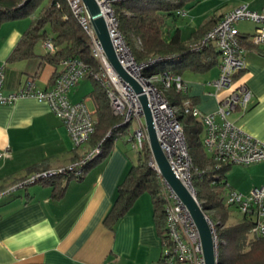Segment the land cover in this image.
Here are the masks:
<instances>
[{
  "label": "crops",
  "instance_id": "crops-1",
  "mask_svg": "<svg viewBox=\"0 0 264 264\" xmlns=\"http://www.w3.org/2000/svg\"><path fill=\"white\" fill-rule=\"evenodd\" d=\"M225 3L228 6L222 12L209 14L202 22L212 15L219 20L242 4L255 11L264 10V0ZM201 23L188 35L181 33V37H190ZM244 24L240 22L238 29L250 42L255 25L252 23L250 29ZM30 25V18L0 24V67H4L5 94L17 91L26 80H32L39 89L50 88L61 67L48 61L42 40L34 43L31 56L9 60ZM176 27L180 29L177 22ZM39 42L41 46L37 45ZM244 59L245 69L235 81L250 89L252 99L245 111L235 110L228 120L264 143V55L249 47ZM214 67L217 68L213 70ZM214 67L183 75L188 83L187 97L204 113L213 112L228 93L227 89L216 92L210 84L219 74V65ZM93 89L92 81L84 77L68 97L72 102L84 101L95 114ZM125 143L129 142L114 141L108 156L91 165L81 178H64L56 185L36 182L15 187L31 171L68 166L89 145L76 148L63 122L45 102L22 98L0 105V153L4 154L0 158V193L15 187L0 198V264H159L163 245L148 192L142 193L112 227L104 223L119 184L134 165ZM225 181L230 190L242 194L264 187V161L229 167Z\"/></svg>",
  "mask_w": 264,
  "mask_h": 264
},
{
  "label": "built area",
  "instance_id": "built-area-1",
  "mask_svg": "<svg viewBox=\"0 0 264 264\" xmlns=\"http://www.w3.org/2000/svg\"><path fill=\"white\" fill-rule=\"evenodd\" d=\"M65 1L72 16L89 39L91 55L98 63V70L92 76L106 90L113 114L121 117L119 127L129 128L132 122L136 123L128 139L131 148L143 151L146 146L149 147L144 107L140 98L144 95L160 148L176 178L200 207L201 203L193 185L196 168L189 153L179 115L188 114L201 121L204 127V149L217 167L223 164L248 165L264 161V143L243 132L228 120V116L235 110L245 111L252 99L250 89L245 84L235 81L236 76L245 69L246 51L240 41L241 33L238 24L247 21L255 25L250 41L258 52L264 55V10H252L247 4L237 6L225 13L201 42L194 45V49H199L208 43H213L217 47L220 52L219 74L210 84L216 92L228 90L227 95L219 101L213 112L204 113L189 98L179 105L169 101L167 91L170 89L187 94L188 83L182 76L169 71L145 74L150 64L138 62L135 59L119 30V21L113 6L123 0H96V2L107 26L116 58L126 73L140 86L142 91L139 93L112 68L83 1ZM179 13L185 16L187 12L180 10ZM44 47L47 52L52 53L55 50L50 39L44 41ZM154 61L150 63L153 64ZM60 65L50 88L39 89L32 80H26L17 91L7 94L3 92L5 75L4 67L1 66L0 105L13 104L22 98H34L38 102H45L53 114L63 122L77 148L88 144L95 131L94 113L84 101H70L68 93L80 79L91 72H89V66L79 58H66L60 62ZM119 136L120 133L116 139ZM100 152L101 143H98L95 147L88 148L78 160L71 162L68 166L34 172L15 187L41 182L67 171L72 172L74 177H79L84 173V167ZM3 155L0 153V158ZM148 160V166L155 172L159 185L158 197L162 202L167 237L159 264H205L200 235L188 209L164 180L151 151ZM13 188L0 193V198L15 190ZM225 204L236 206L240 214L251 219V237H264V187L254 188L248 194L229 190ZM203 212L207 217L215 255L218 259V222H213L207 211L203 210Z\"/></svg>",
  "mask_w": 264,
  "mask_h": 264
},
{
  "label": "trees",
  "instance_id": "trees-1",
  "mask_svg": "<svg viewBox=\"0 0 264 264\" xmlns=\"http://www.w3.org/2000/svg\"><path fill=\"white\" fill-rule=\"evenodd\" d=\"M198 1L123 0L114 4L119 30L135 59L150 64L145 70L146 75L169 71L183 77L187 72H203L219 65L220 52L213 43L199 49L193 47L201 42L220 19L217 20L214 15L208 17L187 39L181 37L180 29L176 27V22L181 16L180 10H183L186 4ZM18 18H30L31 25L9 60L31 56L37 40L50 39L55 47L54 52H48L46 56L50 63L60 64L66 58H79L89 66L91 73L86 77L94 85L91 96L96 104V111L95 131L88 145L89 148H93L101 143V152L84 167L85 173L91 165L108 156L119 133L118 138L128 141L131 131L128 127H119L121 117L113 114L106 90L93 78L92 75L98 70V63L91 55L88 37L72 16L66 1L0 0V24ZM240 41L245 49L255 48L247 35L241 34ZM152 60H155L153 64L150 63ZM167 97L174 105H179L188 98L187 94L174 89L167 91ZM178 117L183 125L189 153L196 168L193 185L195 188L197 184L200 188L199 190L195 188L196 196L201 201L202 209L207 211L213 222H218L219 264H264V237L250 236L251 219L240 214L238 208L233 206L239 213V219L235 218L236 222L230 225L225 224L228 219L234 218L230 208L232 206L225 204L226 195L230 190L225 181V173L233 165L245 164H223L217 167L204 149V127L201 121L188 114ZM149 154L147 146L143 151H137V164L130 167L119 184L116 200L104 223L112 227L118 219L129 212L142 193L148 192L154 205L158 234L162 245L165 246L167 237L162 202L158 197L159 185L155 172L148 166ZM37 171H31L29 175ZM84 173L76 178H81ZM71 177H74L72 172L67 171L41 182L56 185L60 180L64 178L68 180ZM63 188L60 189V193Z\"/></svg>",
  "mask_w": 264,
  "mask_h": 264
},
{
  "label": "water",
  "instance_id": "water-1",
  "mask_svg": "<svg viewBox=\"0 0 264 264\" xmlns=\"http://www.w3.org/2000/svg\"><path fill=\"white\" fill-rule=\"evenodd\" d=\"M82 1L90 15L93 28L112 68L123 80L129 83L135 89L136 92H141L142 90L140 86L136 83L133 78H131L126 73V71L122 68L116 58L111 39L107 30V26L101 15L96 0ZM140 98L144 107V119L149 138V148L151 153L153 154L154 160L159 168V171L163 176L164 180L167 182V184L173 189V191L177 194L181 202L186 206L193 221L195 222L202 243L205 264H219V261L215 255V246L213 243V238L211 235L207 217L205 216L203 210L201 209L197 201L191 196L188 190L176 178L173 171L171 170L158 143L152 123V118L150 116V112L146 103V99L144 95H142Z\"/></svg>",
  "mask_w": 264,
  "mask_h": 264
},
{
  "label": "rangeland",
  "instance_id": "rangeland-1",
  "mask_svg": "<svg viewBox=\"0 0 264 264\" xmlns=\"http://www.w3.org/2000/svg\"><path fill=\"white\" fill-rule=\"evenodd\" d=\"M225 2H227V0H199L194 5L192 3L186 4L184 9H183L187 12L186 15L185 16L181 15L177 20V25L180 27L181 33L184 35H188L190 33V31L193 29V27L198 25L199 23H201L202 20L206 16H208L209 14L211 15L212 13L217 12V11L222 12L223 9H225L228 6ZM215 9H216V11H215ZM244 22H245V24H244L245 28L252 29V27H253L252 23L247 22V21H244ZM254 31H255V29H254ZM40 44L41 43L39 42L37 45L41 46ZM215 68H217V67H214L213 70ZM186 75H188V73H186ZM89 105L91 106L90 103H89ZM135 126H136V123L132 122L129 125V130L131 132H133ZM116 140H118L120 143L123 144L124 139L118 138ZM125 144L127 146V150H128V153L132 159V162L134 164H137V151L132 149L129 143H125ZM195 188L197 190L200 189L199 185H197V184L195 185ZM230 208L234 214V218L228 219L226 221L227 223H225L226 225H230V224L236 222L235 218L237 220L239 219V213H238L237 209L233 206Z\"/></svg>",
  "mask_w": 264,
  "mask_h": 264
}]
</instances>
